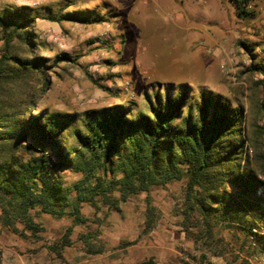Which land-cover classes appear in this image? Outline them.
Returning a JSON list of instances; mask_svg holds the SVG:
<instances>
[{
    "label": "rangeland",
    "instance_id": "1",
    "mask_svg": "<svg viewBox=\"0 0 264 264\" xmlns=\"http://www.w3.org/2000/svg\"><path fill=\"white\" fill-rule=\"evenodd\" d=\"M252 4L255 16L240 15L234 3L219 0L171 5L147 0H0V15L30 5L49 6L56 14L84 11L92 18L97 11L105 17L91 23L36 20L35 52L20 48L18 54L45 56L49 64L61 53L75 59L46 69L50 87L39 100L42 108L75 114L79 121L88 110L118 103L128 106L131 114L148 113V99L155 101L167 89L175 94L182 84L191 100L212 93L243 113L241 169H251L264 181V74L253 69V64H264V0ZM136 13L162 19L142 29L133 20ZM188 13L198 17L190 19ZM180 14L186 17L179 19ZM29 82L39 85L41 80L30 73ZM20 95V81L0 83L2 122L24 108ZM65 174L70 184L82 178L75 170ZM204 184L211 185L209 180ZM228 188L234 186L229 183ZM186 192L183 178L132 196L121 204V212L82 202L86 223L75 224L71 215L58 218L33 211L42 226L37 235L13 232L0 219V264H73L67 258L73 256L82 257L84 264L92 258L102 264H264V250L259 244L254 249L237 224L229 227L210 218L212 234L207 233L200 211L186 213ZM69 227L65 240L70 245L63 246ZM256 227L264 234L263 221ZM91 232L93 250L102 253L85 251L81 235Z\"/></svg>",
    "mask_w": 264,
    "mask_h": 264
},
{
    "label": "trees",
    "instance_id": "2",
    "mask_svg": "<svg viewBox=\"0 0 264 264\" xmlns=\"http://www.w3.org/2000/svg\"><path fill=\"white\" fill-rule=\"evenodd\" d=\"M231 1L238 14L255 16L253 0ZM92 13L89 18L91 14L84 11L56 14L49 6L22 5L0 15V83L20 81L24 106L11 114L8 123L0 120L2 225L37 235L42 226L33 211L58 218L71 215L75 224L86 223L82 202L121 212V204L132 196L186 178L185 211H200L207 233L212 234L210 218L229 227L235 223L249 237L254 235L264 250V234L256 229L258 221L264 222V181L251 169H241L243 113L220 96L204 92L191 100L182 84L175 94L167 89L155 101L148 99V113L131 114L128 106L118 103L88 110L79 121L75 114L41 107L39 100L50 87L46 69L75 59L61 53L49 64L45 56L23 57L17 50L35 52L34 25L40 17L105 21L101 13ZM253 69L264 74V64H253ZM30 73L38 76L39 85L29 82ZM67 170L80 172L81 180L68 183ZM208 180L211 185L206 187ZM229 183L234 189L228 188ZM71 230L63 246L70 245L65 239ZM92 236V232L81 235L85 251L102 253L93 250ZM253 248L257 247L253 244Z\"/></svg>",
    "mask_w": 264,
    "mask_h": 264
},
{
    "label": "crops",
    "instance_id": "3",
    "mask_svg": "<svg viewBox=\"0 0 264 264\" xmlns=\"http://www.w3.org/2000/svg\"><path fill=\"white\" fill-rule=\"evenodd\" d=\"M147 1H148V3H153V2L162 3L163 2V4L165 3L166 5H168V4L171 5L174 1H175V3L183 4L185 1L187 2L188 0H147ZM226 1L227 2L229 1V2L233 3L231 0H219V3H225ZM136 15L137 16H134L133 20H137L138 24H135V25L140 27V28H142V29H143V27H146V26L148 27L149 24H151L152 22L156 21L158 18H159L158 20L162 19L161 18L162 16H159V15H156V14L139 16V13H136ZM187 15H189V13ZM180 16H178L179 19H182V17H186L184 14L183 15L180 14ZM188 17L190 19H194L192 17H198V16L196 14H191ZM179 19H175V20H179ZM153 26H155V25H153ZM175 26L177 27V25H175ZM180 29H182V27ZM194 30H197V29L195 28ZM67 258H69V260L73 264H84V262H82V260H83L82 257L77 258V256H73V258L72 257H67ZM86 261H87L86 262L87 264H102V263H100V261H101L100 258H92V259H88ZM102 261H104V260H102ZM106 263H109V261H107ZM106 263H104V264H106Z\"/></svg>",
    "mask_w": 264,
    "mask_h": 264
},
{
    "label": "built area",
    "instance_id": "4",
    "mask_svg": "<svg viewBox=\"0 0 264 264\" xmlns=\"http://www.w3.org/2000/svg\"><path fill=\"white\" fill-rule=\"evenodd\" d=\"M249 6L252 7V4H250ZM262 13H263V16H264V9H263V12H262ZM250 239H251V241H253V244H254V245L257 244V242H256V238H255L254 235H252V236L250 237Z\"/></svg>",
    "mask_w": 264,
    "mask_h": 264
}]
</instances>
